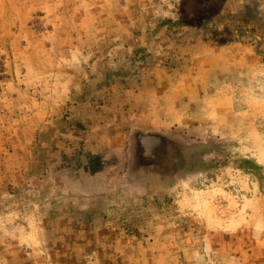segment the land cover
Here are the masks:
<instances>
[{"label":"rangeland","instance_id":"1","mask_svg":"<svg viewBox=\"0 0 264 264\" xmlns=\"http://www.w3.org/2000/svg\"><path fill=\"white\" fill-rule=\"evenodd\" d=\"M0 264H264V0H0Z\"/></svg>","mask_w":264,"mask_h":264}]
</instances>
